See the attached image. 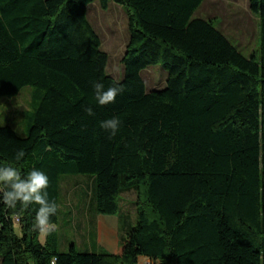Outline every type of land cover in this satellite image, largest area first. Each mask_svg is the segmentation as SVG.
I'll return each instance as SVG.
<instances>
[{
  "label": "trees",
  "instance_id": "trees-1",
  "mask_svg": "<svg viewBox=\"0 0 264 264\" xmlns=\"http://www.w3.org/2000/svg\"><path fill=\"white\" fill-rule=\"evenodd\" d=\"M94 1L0 0V97L35 90L27 135L0 126V167L47 174L55 224L62 183L81 175L94 217L119 216L122 232V195L133 192L137 223L115 253L61 251L58 229L44 243L33 231L37 205L0 203L1 264H264V0H249L260 41L249 57L215 19L194 17L204 0H99L129 17L122 80L107 73L87 16ZM157 64L166 87L148 92L141 72ZM95 82L123 90L100 106ZM110 118L121 121L111 137L100 127Z\"/></svg>",
  "mask_w": 264,
  "mask_h": 264
},
{
  "label": "rangeland",
  "instance_id": "rangeland-1",
  "mask_svg": "<svg viewBox=\"0 0 264 264\" xmlns=\"http://www.w3.org/2000/svg\"><path fill=\"white\" fill-rule=\"evenodd\" d=\"M87 16L101 38L102 50L108 54L107 73L117 80L124 77V65L122 58L129 41V17L125 8L115 2H110L107 9H103L99 0L90 3L87 7ZM195 18L215 19L216 26L245 56L259 53L258 18L249 7V0H204L196 10ZM146 83L147 91L163 89L166 87L168 77L167 70L161 65H151L141 72ZM34 88L24 87L17 96L0 97V126L12 127L20 136L25 137L31 122L32 112L35 109ZM75 179H67L64 186L67 191L73 188L69 198H73V205L68 200L61 202V212L58 229L63 220L62 239L59 250L66 251L68 242L76 243L80 251H99L100 249L89 241H84L83 235L91 230L95 235V217L89 212L92 200L91 180L89 175H81L77 184ZM135 193H124L122 198L124 221L122 233L135 227L137 223V208ZM88 215L90 221H88ZM117 216V215H114ZM90 224V226H89ZM16 232L21 234L19 225H15ZM89 234H86L88 236ZM110 237V236H109ZM93 238V237H92ZM41 242L45 238L39 236ZM95 240H92V243ZM1 264V259H0ZM140 264H147L141 261Z\"/></svg>",
  "mask_w": 264,
  "mask_h": 264
},
{
  "label": "clouds",
  "instance_id": "clouds-1",
  "mask_svg": "<svg viewBox=\"0 0 264 264\" xmlns=\"http://www.w3.org/2000/svg\"><path fill=\"white\" fill-rule=\"evenodd\" d=\"M94 99L100 106L114 103L116 97L122 92L119 82H113L105 89L102 82L93 84ZM84 111L89 116H94L92 105L84 106ZM121 121L118 118H110L100 122V127L109 132L110 137L114 136L120 128ZM25 156L21 149L15 153V160L20 161ZM49 187V177L40 169H32L27 175H22L21 171L12 165L0 167V203L9 209H27L30 205H37L32 228L38 232L42 238H46L57 230V225L51 217L58 212V205L54 199L49 198L47 191ZM15 225H19L21 217L19 214L13 217ZM57 257H52L50 264H57Z\"/></svg>",
  "mask_w": 264,
  "mask_h": 264
},
{
  "label": "crops",
  "instance_id": "crops-1",
  "mask_svg": "<svg viewBox=\"0 0 264 264\" xmlns=\"http://www.w3.org/2000/svg\"><path fill=\"white\" fill-rule=\"evenodd\" d=\"M80 177H68L64 180V182L62 183V192H63V199L65 198V200H68L70 205H73V198H69L71 192L74 190L73 188H71V190L67 191L65 189L64 183L65 181H67V179H75V181L73 182V185L77 184V179ZM127 193H133V192H127ZM124 194L122 195L123 198ZM122 211L125 212V209L123 208V204H122ZM126 213V212H125ZM88 221H90V216L88 215ZM95 238H94V242L92 243L93 240V236L91 235V230L88 231L89 234L88 236H86V234L83 235L84 237V241H89L91 246L95 245L97 246L99 249H104L107 250L109 252L115 253L118 250V246H119V240H120V236L122 234L120 226V218L119 216H114V215H98L95 217ZM57 225V224H56ZM90 226V224H89ZM62 228H63V220H62V224L60 226V228L58 229V225H57V229L59 231L60 237L62 239ZM110 236V237H109ZM46 241V238H45ZM44 243V242H42ZM61 244V241H60ZM71 244H75L77 246V244L74 243H67L66 245H64V247L66 246H71ZM141 261H145L147 264H151L154 263L152 262L149 258L147 257H140L139 259V263H141Z\"/></svg>",
  "mask_w": 264,
  "mask_h": 264
},
{
  "label": "built area",
  "instance_id": "built-area-1",
  "mask_svg": "<svg viewBox=\"0 0 264 264\" xmlns=\"http://www.w3.org/2000/svg\"><path fill=\"white\" fill-rule=\"evenodd\" d=\"M152 264V263H151Z\"/></svg>",
  "mask_w": 264,
  "mask_h": 264
}]
</instances>
